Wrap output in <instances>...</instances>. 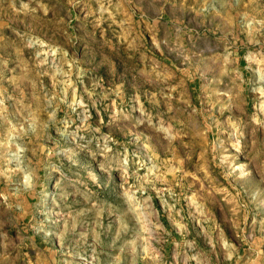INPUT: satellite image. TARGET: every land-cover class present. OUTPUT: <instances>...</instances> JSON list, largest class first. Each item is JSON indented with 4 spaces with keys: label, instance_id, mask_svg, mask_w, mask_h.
I'll return each instance as SVG.
<instances>
[{
    "label": "rangeland",
    "instance_id": "374dc122",
    "mask_svg": "<svg viewBox=\"0 0 264 264\" xmlns=\"http://www.w3.org/2000/svg\"><path fill=\"white\" fill-rule=\"evenodd\" d=\"M0 264H264V0H0Z\"/></svg>",
    "mask_w": 264,
    "mask_h": 264
}]
</instances>
